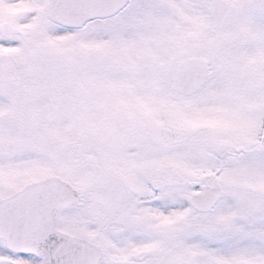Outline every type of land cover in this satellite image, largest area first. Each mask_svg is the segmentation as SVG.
I'll return each mask as SVG.
<instances>
[{
	"label": "snow or ice",
	"instance_id": "6c2138e0",
	"mask_svg": "<svg viewBox=\"0 0 264 264\" xmlns=\"http://www.w3.org/2000/svg\"><path fill=\"white\" fill-rule=\"evenodd\" d=\"M0 264H264V0H0Z\"/></svg>",
	"mask_w": 264,
	"mask_h": 264
}]
</instances>
